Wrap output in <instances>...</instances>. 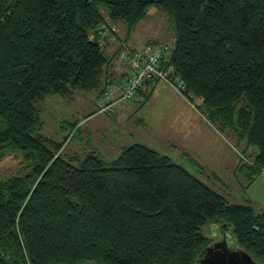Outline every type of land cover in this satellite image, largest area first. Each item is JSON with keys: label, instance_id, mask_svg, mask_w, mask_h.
Segmentation results:
<instances>
[{"label": "trees", "instance_id": "1", "mask_svg": "<svg viewBox=\"0 0 264 264\" xmlns=\"http://www.w3.org/2000/svg\"><path fill=\"white\" fill-rule=\"evenodd\" d=\"M150 5L172 22L161 64L184 82L181 94L257 147L239 164L249 180L264 170V0H0V159L18 153L23 164L0 179V264H196L203 230L222 225L264 263V210L228 203L145 144L106 165L92 151L66 157L64 142L40 133L45 96L99 97L112 83L100 27L132 26Z\"/></svg>", "mask_w": 264, "mask_h": 264}, {"label": "rangeland", "instance_id": "2", "mask_svg": "<svg viewBox=\"0 0 264 264\" xmlns=\"http://www.w3.org/2000/svg\"><path fill=\"white\" fill-rule=\"evenodd\" d=\"M115 24L118 28L117 36L108 43L115 45L121 38L120 44L110 48L108 52L105 50L109 63L104 68L107 79H113L115 82L120 81V66L124 65L131 53L133 55L134 52L142 51L149 43H165L173 38L172 22L168 15L155 5H150L147 13L132 26L122 20ZM114 52L122 57H115ZM156 84L144 85L140 95L120 100L112 111L107 113L98 111L97 90H76L70 97L45 96L37 103L41 121L40 133L57 142H64L63 154L66 157L83 156L92 151L97 153L106 165L119 155L124 146L136 142L145 144L188 169L222 195L228 203L241 204L250 199L257 212L263 211L264 170L256 172L249 180L246 177L248 169L239 167L240 163L245 167L251 163L257 153V147L248 144L245 139L238 138L232 131L211 124L201 113V101L197 98L192 102L186 100L212 128L210 127L209 134L203 136L199 146L186 145V142L183 144L179 140H182L181 133L173 130L174 121L171 116L177 112L175 109L172 113V106L177 105L176 100L166 89L160 87L162 85H159L160 88L157 85V90L152 95ZM161 99L169 106L160 105ZM113 112L115 117H112ZM73 122L78 123L77 130L72 128ZM196 126L204 128L197 120ZM191 159L197 162V165L192 163ZM22 167L18 153L6 155L0 159V179L18 173ZM212 230H216V227L205 228L203 233L209 236ZM227 237L235 243L231 229ZM80 264L104 263L86 260Z\"/></svg>", "mask_w": 264, "mask_h": 264}, {"label": "built area", "instance_id": "3", "mask_svg": "<svg viewBox=\"0 0 264 264\" xmlns=\"http://www.w3.org/2000/svg\"><path fill=\"white\" fill-rule=\"evenodd\" d=\"M100 31L107 41H113L117 36L118 28L109 21L104 27H100ZM174 42L173 37L165 43H151L142 51L134 52L130 57L129 75L123 83L110 84L98 97V111L101 113L112 111L117 102L133 98L137 90L150 80H162L181 94L184 82L174 74L171 65L161 64L173 50Z\"/></svg>", "mask_w": 264, "mask_h": 264}, {"label": "crops", "instance_id": "4", "mask_svg": "<svg viewBox=\"0 0 264 264\" xmlns=\"http://www.w3.org/2000/svg\"><path fill=\"white\" fill-rule=\"evenodd\" d=\"M119 39H121V38H119ZM119 39L115 42L116 43L115 45H114V43L113 44H111V43L109 44L108 42H106L105 43V50H106V52L110 51L109 50L110 48L115 47L117 44H120L119 43ZM149 44H151V43H149ZM116 52H114L113 54H116ZM131 55H132V53L130 54V57H131ZM116 56L118 58L119 57L120 58L122 57V55H119V54L118 55L116 54L115 57ZM130 57H129V59L126 58V61H125V63H124L123 66L120 64L121 65L120 66V69L121 70L119 71V80L120 81L115 82V81H113V79H110L111 80L110 82H112L111 84H113V83H123L125 81V79L129 75V72H130V69H131ZM154 81H152V82H148L147 81L144 84L145 86H147L148 84H152V83H155L156 84V83H158V84L155 85V87H153L154 89H153L152 95L157 90V85H158V87H159V85H162L160 87H163V89H166V92L172 94V96L176 100L177 105L176 106H172V109H173L172 110V113L175 111V109H177V112L174 114V116H171V117H172V119L174 121L173 130H178L181 133L182 140L178 138L180 140V142H182L183 144H185L184 142H186V145H190V146H193V147L199 146L200 143H201V141H202V139H203V136L205 134H209V132H210L209 130L212 128L210 126V124L205 120V118H203L202 116H200L195 111V109L192 107V105L189 104V102L186 100V98L182 94H180L179 92H177L169 84H167L164 81L162 82V84H159V82H161L162 80L161 81H155V82ZM143 86L141 87V92H142ZM141 92H138L135 96L140 95ZM158 95L161 96L159 94V92H158ZM95 101H96V99H95ZM147 101H148V99H147ZM160 105H167V106H169L164 99H161L160 100ZM124 107L122 109H124ZM117 113H119V110H118ZM115 116H116L115 115V112H113L112 117H115ZM196 120L199 121L200 124H201V126L204 127V128H201L199 126H196L195 127V121ZM201 151H203V148H201ZM234 156L236 157L235 154H234ZM263 173H264V171H263ZM246 203H251V200L249 199V201L246 202Z\"/></svg>", "mask_w": 264, "mask_h": 264}, {"label": "water", "instance_id": "5", "mask_svg": "<svg viewBox=\"0 0 264 264\" xmlns=\"http://www.w3.org/2000/svg\"><path fill=\"white\" fill-rule=\"evenodd\" d=\"M227 252H228V248L225 242L220 244H214L213 246H206L200 253V256L196 264H230L232 263V261L230 262V259L233 257H230V259L227 260L226 257ZM234 253L236 255L241 254V256L243 257L246 263L258 264L255 261H253L250 255L245 251L235 250ZM232 256L235 255L232 254Z\"/></svg>", "mask_w": 264, "mask_h": 264}, {"label": "flooded vegetation", "instance_id": "6", "mask_svg": "<svg viewBox=\"0 0 264 264\" xmlns=\"http://www.w3.org/2000/svg\"><path fill=\"white\" fill-rule=\"evenodd\" d=\"M228 233H229V227L226 225H222L221 227L216 228V230H212V233L209 232V236H208V238H210L211 240L206 246H213L214 244H220V243L225 242L228 248V252L226 254L227 260H229L230 257H233L230 259V262L232 261V263L230 264H249L245 262L241 254L236 255L234 253L235 250H242V251H245V250L242 249L240 246L236 245L235 243L233 244V242L229 240L227 237ZM232 254H234L235 256H232ZM252 260L258 264H264L253 258Z\"/></svg>", "mask_w": 264, "mask_h": 264}]
</instances>
